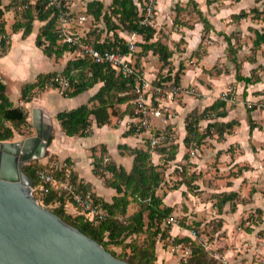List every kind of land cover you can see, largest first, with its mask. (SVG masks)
I'll return each instance as SVG.
<instances>
[{"label":"trees","instance_id":"16d2710c","mask_svg":"<svg viewBox=\"0 0 264 264\" xmlns=\"http://www.w3.org/2000/svg\"><path fill=\"white\" fill-rule=\"evenodd\" d=\"M212 0H206L209 4ZM194 5V0H189ZM12 4L18 12L22 13V18L18 19L12 25V31L16 32L23 29L22 37L28 36L33 29V21L37 19L44 22L40 26L35 38V44L41 47L44 54L55 59L63 56L65 52L74 51V45L66 42H61L58 33L56 32L57 19L53 8L46 6L44 0H37L26 9H18L16 0H12ZM150 0H111L108 9L104 10L105 4L103 0H86V13L95 21L102 20L105 24L107 33L112 32V40L104 39L99 42L97 37L90 39L87 35L82 39L84 42L94 45L100 50L112 49L121 52L128 51V43L121 38L118 32L136 33L142 37V42L138 46L140 50L137 52L138 56L134 62V67L138 73L142 74L140 69L139 57L145 56L148 52L158 57V60L163 65L169 63V59L173 55V50L161 41V38L154 40L156 30L150 23L152 18H148L146 14L147 8H150V15L153 8L150 5ZM256 13L258 16L264 14V6L262 10L254 7L248 12L241 10L238 14L233 15L234 18L240 20L246 18L249 14ZM2 10L0 9V56L4 55L8 49L5 37L4 21L2 20ZM199 19L202 21L204 29L203 32H210L212 25L203 17L201 12L196 9ZM178 14H176L173 21L174 25L183 23L179 21ZM145 21V23H143ZM264 22V18H263ZM255 38L254 46H259L264 42V27L262 30H254ZM227 43V48L231 52V59L236 68V80H243L246 83H255L258 78L252 80L251 76L245 77L239 74L240 64L237 62L235 48L230 36L222 34ZM201 45V44H200ZM199 47L193 51L194 56L201 57ZM133 55V54H132ZM184 71V66L180 62L178 68L174 73L168 72L162 78H156L152 83L160 85L163 82L173 80L177 85H180V75ZM62 76L68 82V85L62 91L65 97H75L84 91L92 88L95 84L101 83L99 89L88 99L90 104H82L70 110L59 111L56 114V119L59 121L62 131L68 136H87L91 126L92 117L95 118L98 126L110 123V116H117L122 118L125 113H130L133 117L135 108L134 88L136 79L133 75L124 76L117 73L110 65L104 63H95L87 55H78L77 58L68 60L60 74L56 72H49L46 74L37 75L35 81L25 83L20 88V99L24 102L31 100L30 93L35 89H43L46 86V81L50 76ZM58 84L53 83L52 88H58ZM130 102L123 112H119L115 107L118 103ZM92 103V105H91ZM227 102L221 98L206 107L200 114L192 112L185 118L186 135L183 138V143L186 148L195 144V147L200 146L202 140L210 135L211 131L216 132L217 135H222L225 131L237 124L236 121L222 123L218 121L209 122L204 131L200 132L199 122L202 119H213L222 117L224 115V106ZM251 109V108H250ZM249 108L247 110H250ZM28 113L23 106H14L7 94V88L3 79L0 77V141H6L14 136L15 129L27 123ZM136 125L132 122L129 124L125 135L131 133H142L145 130L140 129L136 131ZM170 125L165 128L151 129L154 134L165 133L171 139L172 131L169 130ZM253 129V124H250ZM51 141V136L48 138V144ZM171 142V141H170ZM169 143L166 146H169ZM177 145V144H176ZM172 145L171 158L175 157L177 146ZM162 147L161 153L166 151ZM121 147V146H120ZM158 152V151H157ZM133 158V166L129 172L123 167L117 166L112 162L104 163L103 159L98 158L94 162L93 172L104 180L107 186L114 188L115 195H113L111 202L103 200L101 197L93 194V198L102 208L109 213L108 217L102 221H91L83 212L78 210L76 215L67 212L68 197L65 193H60L55 189H50L48 193L43 195L34 194L35 198L44 207L52 210L66 223L76 227L81 232L91 237L99 244H101L107 251L115 257L125 260L130 264H157L156 257V242L159 240L163 247L169 245V230L164 220L171 216L174 207L166 206L162 202V197L156 195V190L163 182V173L158 170V166L151 162L150 141L147 137L144 141V148L130 149ZM184 158H188V154H184ZM71 167L68 159H65ZM43 164L36 160L26 163L23 167L24 172L29 176L32 185L38 183L37 173L43 168ZM72 168V167H71ZM185 169V168H184ZM106 172L111 173V177L105 175ZM72 181L76 184L79 191H89L82 183H77L75 176L71 171ZM186 177V176H185ZM178 187H174L177 189ZM235 193L229 192L224 194L220 201L222 205L231 201ZM136 203L139 207L132 214H127V207L130 203ZM219 204V207L221 206ZM233 207V206H232ZM233 209V208H232ZM258 213L261 210H256ZM146 214V219L144 214ZM143 236L140 240V236ZM176 244L182 246H190L191 255L185 262L180 261L179 264H215L207 259V252L203 248H199L189 238L174 239ZM119 248V254L110 247ZM209 254V253H208ZM211 257V256H210Z\"/></svg>","mask_w":264,"mask_h":264},{"label":"crops","instance_id":"0c3cea01","mask_svg":"<svg viewBox=\"0 0 264 264\" xmlns=\"http://www.w3.org/2000/svg\"><path fill=\"white\" fill-rule=\"evenodd\" d=\"M165 1L166 0H161L162 4L157 6L158 11L155 12V19L159 18V9L162 7ZM185 1L187 2L185 3L186 5L184 7L187 6L189 0ZM194 1L197 3L196 9H198L203 17L206 18L212 25L213 30H211V33L214 34V31H218V28L216 27L215 16L212 14L215 12V10H212L211 8L210 14L208 13V6L211 5L210 3L208 4L206 0H204V3L202 0ZM74 2V11L80 12L81 14H86V17L88 18L89 15L86 13V0H74ZM110 3L111 0L107 5ZM0 9L3 12L2 20L4 21V29L7 37L9 38L8 49L4 55L0 56V77L3 79V82L6 85L9 98L11 93L10 86L15 84L18 85V96L16 99L18 101V99H20V88L25 83L35 81L37 75L39 74H46L49 72H56L60 74L68 59L64 60L62 57L55 59L53 56L48 57L44 54L41 47L36 46L35 38L40 26L43 25L44 22L34 19L32 32L23 38V29H19L16 32H13L11 29L12 25L19 19L17 12L15 11L16 9L12 4V0H0ZM175 16L176 14L171 9L170 15L168 16V21H166V23H168V31L161 38V41L166 44L169 49L173 50V46L183 39L185 43L181 48L182 51L177 53L183 55L182 57H185L186 55L193 56V51L196 50L202 42L204 29L203 23L200 19H198L197 22L193 23V27L187 26L185 23H183V25H174L173 21ZM36 21L41 24L35 29L34 22ZM218 22L222 23L220 17ZM222 25L224 26V24ZM248 27L249 26H247V29ZM223 34L227 35L228 33L224 31ZM129 35H131L132 38L136 40L142 41V37L136 33H130ZM125 36V40L128 41L127 38L129 39V36ZM205 51L206 52H204L201 57H196L199 64L198 72L196 71L195 73V70L185 66L186 68H184L183 73L180 75L179 81L182 88L185 89L189 85H197V88L199 87L201 91H215L216 93H219L228 84L238 81L235 77L236 68L232 59V65L227 66L226 71H222L217 74L215 72L211 74L210 72L212 68L214 70V66L220 57L224 56L225 60H227L226 45L221 51H216V48L214 49L212 46L206 47ZM174 54L175 53H173V55ZM150 55H152L154 58L157 57L156 55H153L152 52H150ZM35 60L41 64L44 62L48 63V69H44V67L40 66L35 67ZM131 60L134 65L135 60L133 57ZM141 60L140 69L142 70V73L148 80L153 82L156 80L157 75L149 71L151 66H149V63H147L145 57H141ZM237 62L239 61L237 60ZM239 74L249 77V74H246L245 72L241 73L240 69ZM196 77L198 79H196ZM238 82V87L242 89V96L247 100L255 97V92L264 90V77L255 83H246L243 80ZM100 86L101 83H97L92 88L81 93L83 95L79 94L84 98H82V100L78 98L77 102H16L11 98L10 100L14 106H23L27 110L30 109L31 117L33 109L37 108L41 110L44 122L48 123L51 127V141L49 144L47 142L46 150L57 158L68 159L72 167V174L76 178V182L84 184L86 188H88V190L93 194L101 197L107 202H111L113 195H115V190L114 188L107 186L101 177L94 174V162L98 158L103 159L104 162V159L107 157L109 159L108 162H112L117 166H121L127 172H129L133 166L134 158V156L130 153V149L141 147L144 148V141L148 137V132L144 131L142 133H131L125 135L124 133L127 131L129 122L131 121L130 113H125L121 119L117 116L111 115L110 123L101 126H98L96 124L95 118L92 117L91 126L89 128L90 132L87 136H68L62 131L59 121L55 117L59 111L70 110L82 104H90L87 102L88 99L99 89ZM259 94L260 93L257 95ZM61 97L65 96L61 95L60 98ZM182 101L184 102H165L167 106L169 105L170 107L172 105L175 108L177 112L176 116L172 117L170 114H166L167 112H164L160 117H153L151 121V129L161 130L167 125H170L169 130L178 133L179 136H177L174 141V143L176 142L177 144H175L177 146L175 154L176 159H182L186 151V147L183 143V138L186 135L185 118L192 112H197L200 114L206 107H209L215 101V98L210 100L202 99L198 102H189L188 98L185 96V98H182ZM129 103L130 102L117 103L115 107L121 113L126 109ZM247 109L248 107L246 102H236L233 104L226 103L224 106V115L222 117H218L217 119H202L199 122L200 132L204 131L209 122H213L215 120L222 123L236 121L237 124L234 125L231 130L225 131L222 135H217V133L213 132L212 130L210 132L211 134L207 135L202 140L201 145L196 147L198 155L193 154L195 156L190 158V162L192 164L187 169L191 172L188 173L191 174L195 172L196 176L193 178H188L187 176L185 178H179V184L177 188L180 189L181 194L179 205L181 206L184 203L185 206L183 207L182 213L187 216V219H189V217L194 218L192 213L198 214L201 206L204 205V203H200L201 199H199V196H201V194L207 195L206 193L208 192L203 188L205 182L203 180L204 178L202 179L200 173L202 172V174L205 175V173H207L211 168L209 164L212 161H215L217 157L219 162L218 164H225L226 162H229L230 167H241L239 170H242V173L240 175L238 174L233 176L231 181L234 182L236 179L241 177V181L243 183H240H242L244 186L248 184V189H257L255 191L252 190L253 193L250 196L246 194L248 199L244 204L247 205L253 201L260 202L259 197L264 201V111L257 107H252L250 110ZM251 123L254 126L253 129L250 127ZM163 146H166V144ZM231 148H235L234 152L231 151ZM159 156L160 155L157 152L151 153L152 164H159ZM206 162H209V164L207 168H203L202 166L206 164ZM105 175L111 177V175H108L107 172ZM162 185L163 183H161L160 187L156 190V195L158 196ZM205 186L207 188H212L211 183L208 181L205 183ZM197 191H200V193H196ZM235 191L236 190L233 188L230 190H224L226 194L229 192L233 193ZM209 192L210 194L208 193V196H210V200L211 202L213 201L212 203L214 205V200L217 196L216 194L219 192H215L212 189ZM167 196V194L161 196L163 204L174 207V203L168 202ZM138 207L139 206L136 203H130L127 207V214H132L138 209ZM214 207L216 206L214 205ZM254 207H256V209L258 208L259 210H262L264 214V208L258 206ZM221 208L222 213L218 211L217 216L219 219H222V221H220V229L222 224L224 227L227 225L225 221L223 222V219H225L227 215V213H225V206L221 204L219 210ZM233 209L230 204L229 211L233 213L237 210ZM146 214L147 213L144 214L145 221H147ZM187 226L188 225L186 224L183 226L178 224L176 226L170 227V246L174 245L175 238H189L191 240ZM244 234L248 237H252L254 232L252 231V233L247 234L245 231ZM240 235H242V233H240ZM155 252L157 264H163V261L164 264H166L167 261H169L167 259H170L171 254L169 252H164L162 243L159 240L156 242ZM223 252L225 256H229L233 255L234 250L232 248L224 247ZM170 261H172L170 264L178 263L177 260ZM247 264H253V262L250 260Z\"/></svg>","mask_w":264,"mask_h":264},{"label":"rangeland","instance_id":"374dc122","mask_svg":"<svg viewBox=\"0 0 264 264\" xmlns=\"http://www.w3.org/2000/svg\"><path fill=\"white\" fill-rule=\"evenodd\" d=\"M110 0H103V3L105 4L104 10L108 9V3ZM187 1L185 0H166L162 7L159 9V18L155 19V12L158 11V5L162 4L161 0H150V5L153 8V11L151 12V15H147L148 18H152L150 23L154 26L156 30V34L154 37V40L156 38H162L166 32L168 31V27L166 21H168V16L170 15L171 9L174 11L175 14H178V19L182 23H185L187 26L193 27V23L197 22L200 18L199 15L196 13V5H194L192 2H188L187 6L184 7ZM204 3V0H202ZM211 5L208 6V13H210V10H215L214 13H212L215 16L216 19V27L218 28V31H214V34L210 32L204 33L202 35V42L199 48V53L203 54L206 49V47L212 46L214 49L216 48V51H221L224 46L226 45V53H227V60H225V57L222 56L219 58L217 63L214 66V70L210 71L211 74L215 72L216 74L222 71H226L227 66L232 65L231 63V52L227 48V43L224 39V36L222 35L225 32H227L228 36H230L231 41L233 43V47L235 48V54L237 57V60L240 63V71L245 72L246 74H249L248 76H251L252 80H255L258 78L260 81L262 77H264V42L261 43L259 46H254L253 41L255 38L254 29L262 30L264 27V14L257 15L256 13L249 12L248 16L243 19H236L233 17V15L238 14L241 10L249 11L252 8L256 7L259 10H262L264 6V0H212ZM157 7V8H156ZM157 9V10H156ZM16 11V10H15ZM195 11V12H194ZM22 13L18 12V17L21 19ZM79 14L80 12L74 11L71 14L70 20H69V30L71 32H74L75 34H78L82 37V39L87 35L90 39H93L97 37L100 42H102L104 39L106 40H112V32L107 33L105 24L102 20L95 21L90 16H88L87 20H85L83 23H79ZM211 14V13H210ZM86 15V14H85ZM174 16V15H173ZM219 17L222 23L218 22ZM218 20V21H217ZM35 23V29L41 24L37 21ZM224 24V26L222 25ZM247 26L248 29H247ZM223 32V33H222ZM119 36L123 39L126 38L125 35L129 36L128 41L132 42L134 45V51L133 59L136 60L138 56V51L140 50V47L138 46L139 42H142L141 40H136L132 38L129 33L126 32H118ZM1 38V35H0ZM179 38V36H178ZM7 43L9 41V38L5 37ZM127 41V42H128ZM185 41L182 39L177 43L175 46H173V53L174 55L171 56L169 59V63L163 65L161 62H159L157 57H152L150 55V52L146 54L145 56H140L139 64H141V57H145L147 63H149L150 72L155 73L158 78H162L164 75L168 74V72L174 73L176 69L178 68L180 62L183 64L184 68L187 66L188 68H191L198 72L199 64L196 59V57L199 56H188L182 57L183 55L178 54L177 52L182 51V46L184 45ZM2 46L0 45V48ZM78 52L77 51H69L65 52L62 56V59L64 60H71L74 58H77ZM36 61V60H35ZM34 61V63H35ZM40 66L44 67V69H48V63L44 62L43 64L36 61L35 67ZM57 66V65H54ZM52 67V66H50ZM155 67V69H154ZM183 72H181L182 74ZM196 79H198L196 77ZM238 81L234 83L228 84L226 87L223 88V90L219 93H216L215 91H201L200 88H197V85H189L187 88H182V91H180L178 94H175L171 99L165 98L164 102H184L182 101V98H188L189 102H198L202 99H217L221 98L227 103L233 104L236 102H246L247 107L250 109L252 107H257L258 102H260V99L264 96V90L258 91L254 93L253 98L246 99L242 96L241 88L238 87ZM242 85V83H241ZM181 86V85H180ZM210 89V88H209ZM10 98L15 100L16 102H24L21 99H17L18 96V85H12L10 86ZM62 89L61 88H52V85H47L43 89H35L33 90L31 95V100L29 102H77L78 98L82 100L81 95L75 97V98H65L61 97L62 95ZM260 93L259 95H257ZM8 94V92H7ZM223 94L227 95L226 99H223ZM63 96V95H62ZM81 96V97H80ZM187 102V101H186ZM169 110L166 114H170L172 117L177 115V112L175 108L171 105L169 107ZM262 110V108H259ZM28 113L27 123L19 128L15 129L14 136L6 141H15L20 140L25 137L31 136L35 134L34 128L31 123V110L26 109ZM264 111V110H262ZM197 113V112H196ZM172 131V130H170ZM51 136V133L50 135ZM171 139L169 142H166L167 144H170L169 146H166L163 153H161V149L164 146H158L155 150H153L152 153L157 152L159 156V164L157 165L159 168V171L163 173V185L161 186V191H159V196H163L164 194H167V200L169 203H174V211L172 213V216L176 219L178 224L180 226H183L184 224L188 225L187 229L188 232L192 229L196 230L198 234L197 241H194L195 245H197L199 248H202L199 245V242L204 240H207L213 250L217 252V254L220 256L219 258H214L212 254H210L208 251L203 249L207 252V259L212 261L214 260L215 264H247L248 261H252L253 264H257L259 260L264 257V214L261 210L260 213H258L256 210V207L258 206L261 208H264V201L261 200L259 197L260 202L253 201L249 204H244L248 196L252 195L253 191L257 190L256 188L248 189V184L244 186L241 181V177L239 179H236L234 182L231 181L232 177L235 175H240L242 173V170H239V168H235V166L230 167V163L226 162L225 164H218V157L215 161H212L210 164L209 162L204 164L202 167L207 168L208 164L211 167L207 173L202 174L200 173L202 179L205 183L210 182L212 188H207L204 183V189L210 194V190L212 189L215 192H219L216 195V198L214 200V207L213 201L211 202L210 196H208V193L201 194L199 196V199H201L200 203H204L203 206H201V209L197 213H192L193 217H189L187 219V216L182 213L183 205H179L180 202V189L175 190L174 187H178L179 184V178H185L187 176L188 178H193L196 176V173H188L191 172L187 168L190 167L192 164L190 162V158H193L197 154L195 144H192L190 147L186 148L185 153L188 154V158H181L182 159H176V156L174 158H171L172 149H170V146L175 145L174 143L175 139L177 138L178 133H175L172 131V134L170 135ZM166 144V145H167ZM235 148H231V151L234 152ZM191 151H195V155L191 153ZM51 158H57L53 154H50L46 149L44 151V154L40 158L32 159L33 161L36 160L38 162H41L44 164L46 161H49ZM31 160V161H32ZM184 162V163H183ZM185 168V169H184ZM235 168V169H234ZM204 175V177H203ZM246 180V179H245ZM242 182V183H240ZM241 184V185H240ZM240 187V188H239ZM201 188V187H200ZM231 188L235 189L236 191L235 196L231 199V201L224 204L225 210L227 213L226 218L223 219V222L225 221L227 225L224 227L222 224V227L220 229V225L222 219H219L218 211L222 213V208L219 210V203L220 200L223 199L224 190H230ZM174 189V190H173ZM192 189V188H191ZM210 189V190H208ZM253 190V191H252ZM196 193H200V191H197ZM264 193V192H263ZM245 194V195H244ZM246 194L248 196H246ZM214 195V194H213ZM204 196V197H202ZM202 197V198H201ZM234 208L233 210H236L235 212H230L229 208ZM256 204V205H254ZM235 206V207H234ZM223 207V206H222ZM67 212H69L72 215H76L78 210L68 206L67 205ZM219 226V228H218ZM247 232V234L254 232L252 237H248L244 234V232ZM242 233V235H240ZM245 236V237H243ZM142 235L140 236V240L142 239ZM169 245L167 247H163L164 252H169L170 259H167L166 264H170L172 261L170 260H177V264H179L180 261H182L183 258H189L191 255V247L190 246H182L180 249H173L172 246H170V242L168 240ZM175 245H177L174 242ZM224 247L232 248L234 250L233 255L225 256L223 250ZM112 250H114L116 253L119 254L120 250L116 247H110ZM186 248L189 249V253L185 255L184 252ZM209 253V254H208ZM211 256V257H210ZM243 256V257H242ZM167 257V256H166ZM169 258V257H167ZM212 258V259H211ZM166 260V259H165ZM182 262H185L184 260ZM164 264V261H163ZM173 264V263H172Z\"/></svg>","mask_w":264,"mask_h":264},{"label":"water","instance_id":"95a60500","mask_svg":"<svg viewBox=\"0 0 264 264\" xmlns=\"http://www.w3.org/2000/svg\"><path fill=\"white\" fill-rule=\"evenodd\" d=\"M34 135L0 141V264H130L38 202L23 167L43 156L50 125L32 110Z\"/></svg>","mask_w":264,"mask_h":264},{"label":"built area","instance_id":"2783aa9c","mask_svg":"<svg viewBox=\"0 0 264 264\" xmlns=\"http://www.w3.org/2000/svg\"><path fill=\"white\" fill-rule=\"evenodd\" d=\"M37 0H16L18 9H26ZM46 6L53 8L57 19L56 32L59 35L61 42L75 46V51L78 55H87L95 63H104L110 65L117 73H121L124 76L133 75L136 79L134 88L135 93V108L133 111V117L131 121L136 126V131L140 129L148 132V138L150 141L151 153L158 146H163L170 141V138L165 133L154 134L151 132V121L153 117H160L164 112L168 111V106L165 104V98L171 99L175 94L182 91L180 85H177L173 80L166 81L160 85H154L152 81L148 80L144 74L138 73L134 67L132 58V52L134 51V45L128 41V51L121 52L119 50L104 49L100 50L94 45L84 42L82 37L69 30V20L71 14L74 12L75 2L74 0H44ZM146 14L150 15V8H147ZM79 23H83L86 20L85 14H79ZM145 23V21H143ZM1 41V38H0ZM53 83L58 84V88L62 90L68 85V82L62 76H50L46 81L47 85ZM223 99L227 98L226 94H223ZM259 108L264 110V96L258 102ZM195 154V151H191ZM109 159L106 157L104 162L107 163ZM37 173L38 183L31 187L32 194L43 195L48 193L50 189H55L60 193H65L68 197L67 205L71 206L80 212H83L85 216L94 222L102 221L109 215L108 211L102 208L93 198L91 191L82 192L76 187V184L72 181L71 167L63 158H51L43 164ZM108 175L111 173L107 172ZM167 226L173 227L178 225L176 219L171 215L164 220ZM191 240L197 241L198 234L196 230L189 231ZM199 245L208 251L214 258L220 256L213 250L207 240H202ZM181 244L173 245V249H180ZM184 257L189 253V249L183 250ZM186 258H184V261ZM257 264H264V257H262Z\"/></svg>","mask_w":264,"mask_h":264}]
</instances>
